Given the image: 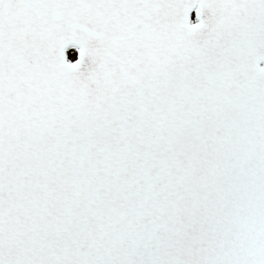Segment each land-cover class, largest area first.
<instances>
[{
	"label": "snow or ice",
	"instance_id": "1",
	"mask_svg": "<svg viewBox=\"0 0 264 264\" xmlns=\"http://www.w3.org/2000/svg\"><path fill=\"white\" fill-rule=\"evenodd\" d=\"M0 264H264V0H0Z\"/></svg>",
	"mask_w": 264,
	"mask_h": 264
},
{
	"label": "rangeland",
	"instance_id": "2",
	"mask_svg": "<svg viewBox=\"0 0 264 264\" xmlns=\"http://www.w3.org/2000/svg\"><path fill=\"white\" fill-rule=\"evenodd\" d=\"M76 57H74V56H70V59H75Z\"/></svg>",
	"mask_w": 264,
	"mask_h": 264
}]
</instances>
